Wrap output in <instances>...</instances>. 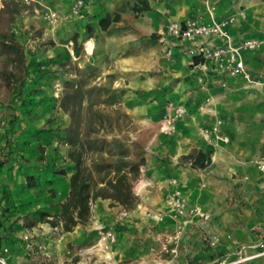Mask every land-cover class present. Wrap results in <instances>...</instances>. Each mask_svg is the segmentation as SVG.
<instances>
[{
    "label": "crops",
    "instance_id": "0c3cea01",
    "mask_svg": "<svg viewBox=\"0 0 264 264\" xmlns=\"http://www.w3.org/2000/svg\"><path fill=\"white\" fill-rule=\"evenodd\" d=\"M39 1L58 8L59 23L67 26L74 0ZM83 1L79 24L72 26L95 43L91 62L100 66L113 47L117 64L100 75H130L126 86L145 92L140 97L142 113L132 117L141 126L134 139L147 138L133 183L136 198L129 208L99 199L91 207L87 224L61 233L47 220L59 215L60 204L69 192V178L75 168L67 158L68 145L58 130H36L32 125L15 123L0 133V255L7 264H184V234L199 220L179 217L170 207L167 196L175 188L190 203L211 213V249L234 253L261 239L264 230L255 239L249 235L255 226L264 227V174L254 165L264 156V89L212 67L198 71L185 52L184 41H175L167 57L161 38L171 21L194 18L211 23L232 18L226 27L232 43L264 40V0ZM130 7L138 17L131 18ZM105 17L111 23L102 30L99 21ZM37 41L39 38L33 43ZM204 43L221 46L225 41L211 36ZM69 44L72 46V40ZM71 46L59 45L52 52L38 49L35 57L42 60L38 71L51 69L49 63L69 60ZM32 52L26 50L25 57ZM46 56L49 58L44 59ZM242 59L251 80L264 82V45L243 52ZM169 102L183 105L185 115L175 124L173 135L165 136L158 124L169 112ZM217 121L221 122L217 131L220 138L211 134L206 139L201 130L211 129ZM195 149L210 156L206 174L181 159ZM61 170L63 174H56ZM201 180L206 181V188L199 186ZM225 181L235 190L218 193V185ZM146 187L154 189L150 195H146ZM224 197L234 202L229 213L218 209ZM145 204L154 210L146 209ZM122 208L129 215L115 223ZM148 213H160L162 218L155 219ZM99 223L115 227L117 241L107 255L90 252ZM177 230L181 231L178 241L169 244L167 238ZM201 253L194 258L202 259ZM240 264H264V257Z\"/></svg>",
    "mask_w": 264,
    "mask_h": 264
},
{
    "label": "rangeland",
    "instance_id": "374dc122",
    "mask_svg": "<svg viewBox=\"0 0 264 264\" xmlns=\"http://www.w3.org/2000/svg\"><path fill=\"white\" fill-rule=\"evenodd\" d=\"M56 9L58 8H52L39 0H0V104L17 125L23 123L26 126L32 125L36 130H58L63 135L64 142L67 137L90 143L97 141V144H92V148L86 152L84 165H90L89 159L96 147L113 149L111 140L114 137L124 141L129 151V159L134 165H139L147 138L144 136L134 139L137 129L141 126L133 122L132 117L137 118V113H142L140 97L145 92L126 86L127 77L130 75L124 77L110 72L105 77L101 76V71L114 69L117 64L116 57H113L114 48L112 47L110 55L102 60L100 66L92 63L90 58L95 54V43L72 26L79 24V16L68 12L67 26L59 23V16L55 23L44 19L46 11L58 13ZM129 11L131 18L138 17L133 7H130ZM10 38L15 39L24 52L29 49L33 51L32 56L25 57L24 70L18 63L10 61L14 58L13 54L8 55L10 49L2 45V41ZM37 38L39 41L33 43ZM71 40L72 46L69 44ZM59 45H69L73 48L70 59L49 63L47 66L52 65L51 69L39 72L42 60L35 57L37 50L52 52ZM127 52L129 50L125 54ZM43 58L47 59L49 56ZM15 79L20 81L15 82ZM22 79H25L24 85L21 84ZM101 119L103 124L100 123ZM200 171L203 174L208 172L206 169ZM135 181L136 176L133 183ZM199 186L206 188V181L201 180ZM218 186V193L224 190L230 193L235 190V186H229L227 181ZM145 189L146 195H150L154 190L151 187ZM229 200L227 197L222 198L218 209L229 213L234 204ZM144 207L154 210L148 204ZM140 209L142 208L138 210ZM206 213L209 215L207 220L193 216L199 221L192 231L184 234L181 248L184 264L204 263L233 254L232 250L210 248L209 236L213 234V227L211 213ZM262 230L264 227L255 226L249 236L255 239ZM199 252H202V259L196 260L194 257H197Z\"/></svg>",
    "mask_w": 264,
    "mask_h": 264
},
{
    "label": "built area",
    "instance_id": "2783aa9c",
    "mask_svg": "<svg viewBox=\"0 0 264 264\" xmlns=\"http://www.w3.org/2000/svg\"><path fill=\"white\" fill-rule=\"evenodd\" d=\"M84 7L83 0H74L70 6V13L74 16H80ZM43 17L49 23H55L58 20V14L55 11H46ZM231 21L232 18H227L211 23H200L197 19L188 18L181 22H169L166 33L161 38L162 43L165 44V55L167 57L171 56L175 41H184L187 43L185 52L191 57L192 65L198 71H205L209 67H212L219 73L230 77H243L247 82L255 83L257 87L264 89L263 81L254 82L251 80L250 74L242 59L243 52L258 49L261 45H264V40L243 39L239 43H232L226 33V27ZM211 36L222 38L225 44L213 46L204 43L205 39ZM166 108L169 112L162 117L159 130L162 135L171 136L175 131V124L182 120L185 115V107L181 104L169 102ZM11 119L10 114L5 111V107L0 104V133L6 130L8 131L12 127ZM220 124L221 122L217 121L211 129H202L201 132L206 139L211 134H216V138H220L217 135ZM254 165L260 173L264 174V156L256 159ZM172 184L175 185L176 181L173 180ZM167 201L179 217L190 218L198 216L205 220L209 218V215L198 205L192 204L184 198L177 188L173 189L167 196ZM128 215L129 211L122 208L115 219V223L127 218ZM148 215L155 219L162 218L160 213H148ZM95 232L97 237L90 247V252L107 255L117 241L115 227L99 223L95 226ZM180 234L181 231L177 230L172 236L167 238V242L169 244L177 242ZM23 238L28 240L29 236L25 235ZM164 249H166V246ZM259 257H264V236L254 243L239 247L232 256H224L205 264H240ZM0 264H7L6 259L2 255H0Z\"/></svg>",
    "mask_w": 264,
    "mask_h": 264
},
{
    "label": "trees",
    "instance_id": "16d2710c",
    "mask_svg": "<svg viewBox=\"0 0 264 264\" xmlns=\"http://www.w3.org/2000/svg\"><path fill=\"white\" fill-rule=\"evenodd\" d=\"M111 23L105 17L99 21L102 30ZM3 47L10 49L8 55L13 54L12 63H18L21 69L25 68V55L20 44L13 38L2 41ZM20 81L15 79V82ZM25 84V79L21 80ZM103 124V120L100 121ZM12 126L15 124L11 119ZM111 142L114 148L104 150L103 147L94 149L89 161L84 165L83 159L86 152L97 141L86 142L67 137L65 143L70 146L67 158L74 163V172L69 178V192L57 217L47 220L51 226L56 227L61 233L72 231L78 224H87L92 215L91 207L97 200L109 199L111 204L129 208L135 201L133 192V179L138 171V165L129 159L126 144L120 138L114 137ZM194 168L204 169L210 164V156L202 150H192L181 157ZM56 172V171H54ZM61 170L56 174H63ZM44 216V215H43ZM42 219V218H41Z\"/></svg>",
    "mask_w": 264,
    "mask_h": 264
}]
</instances>
